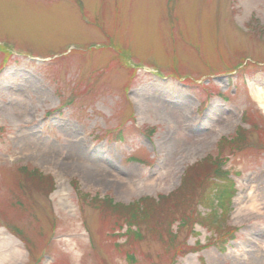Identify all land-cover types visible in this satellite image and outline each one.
<instances>
[{
	"label": "rangeland",
	"instance_id": "obj_1",
	"mask_svg": "<svg viewBox=\"0 0 264 264\" xmlns=\"http://www.w3.org/2000/svg\"><path fill=\"white\" fill-rule=\"evenodd\" d=\"M259 88L264 0H0L4 264H264Z\"/></svg>",
	"mask_w": 264,
	"mask_h": 264
},
{
	"label": "bare ground",
	"instance_id": "obj_2",
	"mask_svg": "<svg viewBox=\"0 0 264 264\" xmlns=\"http://www.w3.org/2000/svg\"><path fill=\"white\" fill-rule=\"evenodd\" d=\"M252 96L254 97V99H256L259 107L264 111V89H257V91L252 94ZM184 100L185 104L189 102L187 98ZM23 151H25V148L23 149ZM140 182V180L128 181L127 190H129V192L134 191V189L138 188V184H142L145 187L152 186L155 183V179L147 178L143 180L142 183ZM255 183L256 184L250 186V190L247 196L241 202V205L238 208L239 211H243L239 213H243L245 217L253 214H258L260 213V210L264 208V206H262L264 205V202L261 203V201H264V189L262 187V182H258L256 179ZM246 211H249V214L245 213ZM2 234L3 235L0 238V264H4L6 262H9L10 260L18 259L22 256L23 253L18 241L13 236H10L5 232H2Z\"/></svg>",
	"mask_w": 264,
	"mask_h": 264
},
{
	"label": "trees",
	"instance_id": "obj_3",
	"mask_svg": "<svg viewBox=\"0 0 264 264\" xmlns=\"http://www.w3.org/2000/svg\"><path fill=\"white\" fill-rule=\"evenodd\" d=\"M207 160H210V159H207ZM203 166L202 167V169H200V171L201 172H203L202 173V177H208V174H205L204 172H206V171H208V172H210V170L208 169V165H204V164H202V163H200V166ZM195 168H197V167H193L190 171H188L187 172V174H185V178H186V182L190 179V177H191V171L193 170V169H195ZM216 170H218V171H221V168H218V169H216ZM216 170H215V173H216ZM36 173H38V172H36ZM40 174V173H39ZM34 176V175H33ZM217 176V177H216ZM216 180L218 181V182H220V185H218V188H216V190H217V192L219 191V196H220V198L222 199V202H226V198L225 197H227L228 195H229V192H232V194H230L229 195V199H232V197L235 195V191H234V186H233V184H231L230 182H229V178L228 177H226V176H223V174H220V175H217L216 174ZM219 177V178H218ZM36 178V177H35ZM199 179H196V181H198ZM215 180V179H214ZM213 180V181H214ZM190 181V180H189ZM212 181V182H213ZM52 182V181H51ZM185 182V183H186ZM211 182V183H212ZM185 183H184V186H185ZM213 190V189H212ZM212 190H211V192H212ZM232 190V191H231ZM218 199V198H217ZM148 202V203H147ZM218 202H219V199H218ZM138 204H139V202H137ZM146 203H147V205L148 206H150L151 208L150 209H148V210H146L145 212H144V214L142 215V216H147L148 214H149V212H150V210L151 209H154V208H156L157 206L155 205V203H153V202H149V200H147L146 201ZM138 204H136V205H138ZM227 204H231V202H230V200L227 202ZM154 207V208H153ZM127 211H128V213H131L132 214V219H135L137 216L135 215V213H136V210H137V207L135 206V203H133V204H130V205H128L127 206V209H126ZM204 218V217H203ZM204 219H206V220H208V218H204ZM183 224H185V221H186V219H184L183 218ZM130 221V220H129ZM129 221H127V222H129ZM130 223V222H129ZM134 223L131 221V223H130V226H132ZM129 226V227H130ZM140 229V228H139ZM231 235V234H230Z\"/></svg>",
	"mask_w": 264,
	"mask_h": 264
}]
</instances>
